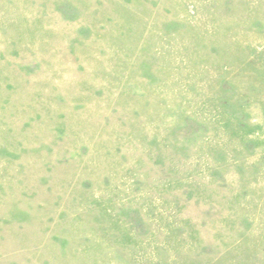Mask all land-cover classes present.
<instances>
[{
  "label": "rangeland",
  "instance_id": "obj_1",
  "mask_svg": "<svg viewBox=\"0 0 264 264\" xmlns=\"http://www.w3.org/2000/svg\"><path fill=\"white\" fill-rule=\"evenodd\" d=\"M0 264H264V0H0Z\"/></svg>",
  "mask_w": 264,
  "mask_h": 264
}]
</instances>
